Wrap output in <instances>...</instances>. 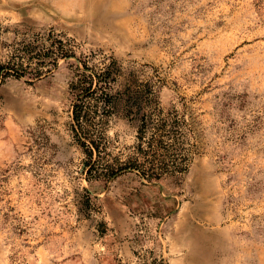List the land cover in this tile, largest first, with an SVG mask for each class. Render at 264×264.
I'll return each mask as SVG.
<instances>
[{
	"label": "rangeland",
	"instance_id": "1",
	"mask_svg": "<svg viewBox=\"0 0 264 264\" xmlns=\"http://www.w3.org/2000/svg\"><path fill=\"white\" fill-rule=\"evenodd\" d=\"M40 40L74 55L0 83V264H264V0H0V64ZM79 60L115 72L109 151L137 144L136 93L177 115L183 172L86 179Z\"/></svg>",
	"mask_w": 264,
	"mask_h": 264
},
{
	"label": "trees",
	"instance_id": "2",
	"mask_svg": "<svg viewBox=\"0 0 264 264\" xmlns=\"http://www.w3.org/2000/svg\"><path fill=\"white\" fill-rule=\"evenodd\" d=\"M23 53V56H18L19 62L12 60L0 64V83L9 77L27 75L37 79L44 70L55 67L59 59L74 55L60 40L51 41L48 46L43 40L29 43ZM79 64L81 68L77 69L75 81L70 85L74 95L70 131L85 157L83 170L86 179L109 180L130 171L151 181L183 172L188 156L179 140L182 132L176 127L177 115L157 111L154 118L153 113L142 112L133 97L136 93L128 94L129 106L125 108V115L129 117L133 113L132 119L137 121V144L126 156H114L109 151L103 125L115 113V102L119 96L112 93L115 72L111 64H105L101 69L89 66L85 60H79ZM32 65L35 68H30Z\"/></svg>",
	"mask_w": 264,
	"mask_h": 264
}]
</instances>
